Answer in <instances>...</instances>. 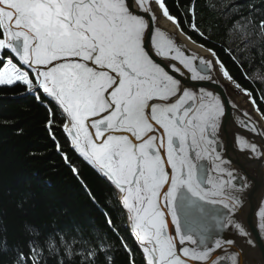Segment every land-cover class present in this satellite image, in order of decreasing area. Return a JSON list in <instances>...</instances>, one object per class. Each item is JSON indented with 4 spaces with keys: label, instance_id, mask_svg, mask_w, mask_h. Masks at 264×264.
<instances>
[{
    "label": "snow or ice",
    "instance_id": "6c2138e0",
    "mask_svg": "<svg viewBox=\"0 0 264 264\" xmlns=\"http://www.w3.org/2000/svg\"><path fill=\"white\" fill-rule=\"evenodd\" d=\"M160 14L183 32L165 0H0V85L21 84L52 105L50 135L55 139L59 116L71 146L119 191L144 264H224L215 252L234 241H207L208 205L223 209L217 228L249 234L236 219L242 197L226 191L234 187L233 171L221 179L223 102L184 79L185 69L193 81L211 77L193 68L174 38L161 42ZM201 63L209 70L219 65L241 88L219 60ZM246 126L262 135L250 116ZM243 150L255 153L257 145L245 140ZM208 158L216 177L200 163ZM237 179L238 191L251 186L246 176ZM108 224L114 227L110 218ZM105 243L99 238L90 264L100 256L111 264ZM238 255L230 254V264ZM26 259L21 252L16 264Z\"/></svg>",
    "mask_w": 264,
    "mask_h": 264
},
{
    "label": "trees",
    "instance_id": "16d2710c",
    "mask_svg": "<svg viewBox=\"0 0 264 264\" xmlns=\"http://www.w3.org/2000/svg\"><path fill=\"white\" fill-rule=\"evenodd\" d=\"M165 4L183 32L212 49L264 113V0ZM51 107L21 84L0 85V264H16L21 252L27 257L21 264H90L99 238L111 264H144L114 190L69 148L59 116L51 130L55 139L50 135ZM96 264H108L106 257Z\"/></svg>",
    "mask_w": 264,
    "mask_h": 264
},
{
    "label": "water",
    "instance_id": "95a60500",
    "mask_svg": "<svg viewBox=\"0 0 264 264\" xmlns=\"http://www.w3.org/2000/svg\"><path fill=\"white\" fill-rule=\"evenodd\" d=\"M165 23L169 24L172 29L166 26ZM157 27L163 33L161 36L162 43L166 44L169 38H174V43H176L181 49L183 54L187 57L193 58L191 61L193 68H195L201 75H208L211 77L210 80L193 81L190 79L192 73L185 69L184 71L186 75L184 79L187 80V83L195 85L197 90H199L200 87H203L207 91L219 96L224 106V114L218 120L220 127L218 129L219 134L217 137V142L220 145L217 154L224 161L221 167L225 169V174L221 176V179H229L226 172L228 170L233 171L234 187L232 189H227L226 191L233 192L242 197V207L239 208L236 219L245 227L249 235L242 236L237 230L230 228H217L215 226L216 221L222 219L219 217L218 213L223 211V209L219 205H208L211 215L209 217L207 241L211 243L212 247H214L215 239H220L221 243H223L224 239L234 241L231 245H225L223 250L217 249L215 252V255L224 259V264H230L229 256L231 253L235 252L239 253V255L235 257L238 264H264V159L259 158V154L264 152V119H261V112L258 113L256 110L258 108L257 105H253L252 100L254 99L252 95L251 97L245 95V89L243 87L237 89L234 83L223 77L220 73L219 65H216L217 68L216 66L214 67L218 78L213 75L212 69L209 70L205 68L204 64L201 63V60L213 61L212 57L209 55L211 53L208 52L209 48L189 39L187 34L181 32V30L175 25L167 21L162 14H160ZM185 41L189 42L197 50L207 54V56L203 58L200 53H198L200 55L194 56L190 49L186 47ZM213 56L216 60H219L216 53ZM157 59H159V57H157ZM41 95L43 94L41 93ZM245 113L252 118V122L257 124L262 135L253 134L250 127L246 126L248 123V116H246ZM65 137L69 143V148L75 153V155L99 177L105 180L114 190L119 207L123 211L125 217L128 233L144 263V255L136 237L132 233L128 213L122 207L121 194L114 185H111L110 182H108L71 146V141L66 135ZM245 140L257 145L255 153L250 150L242 151ZM200 163L208 168L213 177L217 176V172L213 171L215 165L213 164L212 158L204 159L200 161ZM245 176L251 186L240 192L238 191V187L241 180L237 179V177L244 178ZM194 264H202V262H194Z\"/></svg>",
    "mask_w": 264,
    "mask_h": 264
},
{
    "label": "bare ground",
    "instance_id": "6f19581e",
    "mask_svg": "<svg viewBox=\"0 0 264 264\" xmlns=\"http://www.w3.org/2000/svg\"><path fill=\"white\" fill-rule=\"evenodd\" d=\"M165 25L172 29V27H171L169 24L165 23ZM185 45H186V47H188V49H190L191 53H192L194 56H196V55H200V54H202L203 58H204L205 56H207V54H205V53H203L202 51L197 50L196 48H194L189 42L185 41ZM202 50L205 51L204 49H202ZM205 52H206V51H205ZM196 53H197V54H196ZM198 53H200V54H198ZM209 55L212 57L213 61H216L215 57H214L212 54H209ZM209 55H208V56H209ZM216 68H217V66H216ZM212 73H213V75H214L216 78H218V76H217V72H216V70H215L214 68H212Z\"/></svg>",
    "mask_w": 264,
    "mask_h": 264
}]
</instances>
